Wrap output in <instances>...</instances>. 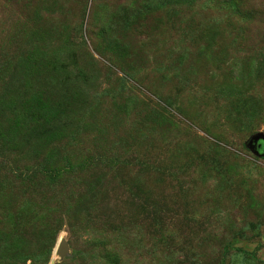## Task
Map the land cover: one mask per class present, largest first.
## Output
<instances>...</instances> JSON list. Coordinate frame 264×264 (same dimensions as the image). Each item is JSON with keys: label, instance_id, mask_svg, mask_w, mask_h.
Returning a JSON list of instances; mask_svg holds the SVG:
<instances>
[{"label": "rangeland", "instance_id": "374dc122", "mask_svg": "<svg viewBox=\"0 0 264 264\" xmlns=\"http://www.w3.org/2000/svg\"><path fill=\"white\" fill-rule=\"evenodd\" d=\"M0 264H264V0H0Z\"/></svg>", "mask_w": 264, "mask_h": 264}, {"label": "water", "instance_id": "95a60500", "mask_svg": "<svg viewBox=\"0 0 264 264\" xmlns=\"http://www.w3.org/2000/svg\"><path fill=\"white\" fill-rule=\"evenodd\" d=\"M56 252L61 259L70 254V245L66 239L63 238L59 242V246L57 247Z\"/></svg>", "mask_w": 264, "mask_h": 264}]
</instances>
